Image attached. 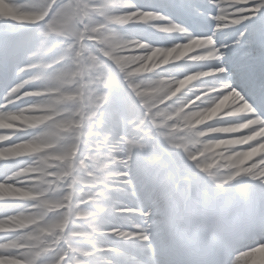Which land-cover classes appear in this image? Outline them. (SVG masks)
<instances>
[{"label": "clouds", "instance_id": "9594fccd", "mask_svg": "<svg viewBox=\"0 0 264 264\" xmlns=\"http://www.w3.org/2000/svg\"><path fill=\"white\" fill-rule=\"evenodd\" d=\"M185 2L187 17L146 7L161 0H46L0 21L32 65L0 88V197H15L0 199V264H264V202L210 194L264 188V117L225 63L248 0ZM156 155L209 191L148 160L167 200L129 195ZM105 248L119 254L91 255Z\"/></svg>", "mask_w": 264, "mask_h": 264}, {"label": "snow or ice", "instance_id": "6c2138e0", "mask_svg": "<svg viewBox=\"0 0 264 264\" xmlns=\"http://www.w3.org/2000/svg\"><path fill=\"white\" fill-rule=\"evenodd\" d=\"M221 2L227 3L228 0H221ZM120 3V0H110L108 6L116 7ZM45 4L46 0H40V3L36 4L31 10L41 11ZM245 6L250 9V12L245 14L248 17L247 21L242 22L236 32L231 34L226 45L229 51L225 63L227 71L231 74V86L242 92L245 99L255 109L254 115L264 117V0H248ZM125 7L131 8L134 6L125 5ZM146 7L148 9L154 7L164 8L175 15L186 17L191 9V5L185 0H161L158 5H147ZM216 9L217 5L213 4L210 11L215 14ZM251 13H255V15ZM30 47V39L12 30L11 25L0 24V88L7 91L32 71V65L25 60V53ZM144 160L145 162L138 163L134 173L136 190L129 193L138 201L148 203L157 191L161 192L164 200H167L166 188L163 185L153 183L148 176L149 165L146 163L148 160L153 163L162 162L163 171L169 179H188L192 184L209 191L202 178L197 176L190 166L178 159L167 155H156L146 157ZM210 194L216 197L246 195L253 200L264 202V188L237 185L228 189L225 193L210 191ZM101 211H104V209H101ZM135 214L142 215L143 209ZM106 236L110 238L112 234L107 233ZM119 238L117 237V239ZM166 251L167 246L165 245ZM118 254L117 249L105 248L91 255L98 259L102 255ZM67 259L69 257H65V260ZM93 264H95V261Z\"/></svg>", "mask_w": 264, "mask_h": 264}, {"label": "bare ground", "instance_id": "6f19581e", "mask_svg": "<svg viewBox=\"0 0 264 264\" xmlns=\"http://www.w3.org/2000/svg\"><path fill=\"white\" fill-rule=\"evenodd\" d=\"M110 2V0H109ZM122 2V0H120ZM15 3V4H14ZM7 5L5 8L4 6ZM36 5V0H0V17L7 18L8 20H13L17 23L19 22H30L31 17L34 15V11L31 9ZM23 7V9L15 13L13 16L10 14L11 8ZM2 21V19H0ZM15 197L5 196L0 197V199H13ZM136 253V250H133Z\"/></svg>", "mask_w": 264, "mask_h": 264}, {"label": "rangeland", "instance_id": "374dc122", "mask_svg": "<svg viewBox=\"0 0 264 264\" xmlns=\"http://www.w3.org/2000/svg\"><path fill=\"white\" fill-rule=\"evenodd\" d=\"M27 1V0H26ZM15 4V3H14ZM23 9V7H19V8H14V9H12L11 8V10H10V14L12 15H14L15 13H18V12H20L21 10ZM12 15V16H13ZM0 19H2V20H8L7 18H1L0 17ZM19 23H24V22H19ZM125 247V249H126V251L128 252V253H130V254H135V252L133 251L134 250V248H131V247H128V246H124ZM129 259H131V256L129 257Z\"/></svg>", "mask_w": 264, "mask_h": 264}]
</instances>
